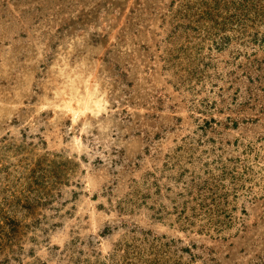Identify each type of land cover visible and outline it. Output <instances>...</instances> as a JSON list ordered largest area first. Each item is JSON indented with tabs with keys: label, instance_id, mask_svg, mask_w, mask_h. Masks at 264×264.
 <instances>
[{
	"label": "rangeland",
	"instance_id": "1",
	"mask_svg": "<svg viewBox=\"0 0 264 264\" xmlns=\"http://www.w3.org/2000/svg\"><path fill=\"white\" fill-rule=\"evenodd\" d=\"M0 264H264V0H0Z\"/></svg>",
	"mask_w": 264,
	"mask_h": 264
},
{
	"label": "bare ground",
	"instance_id": "2",
	"mask_svg": "<svg viewBox=\"0 0 264 264\" xmlns=\"http://www.w3.org/2000/svg\"><path fill=\"white\" fill-rule=\"evenodd\" d=\"M85 100V99H84ZM87 100H90L89 98ZM82 104V103H81ZM81 104H80V107H81ZM89 104V103H88ZM83 106L81 107L82 110H86V105L82 104ZM67 106V105H66ZM69 106V105H68ZM90 106V105H89ZM92 108V107H91ZM71 110V109H70ZM73 111V110H72ZM67 112V110H66ZM72 113V112H71Z\"/></svg>",
	"mask_w": 264,
	"mask_h": 264
}]
</instances>
